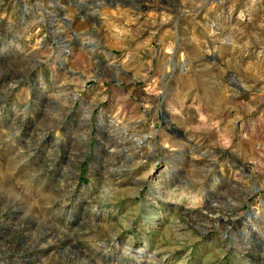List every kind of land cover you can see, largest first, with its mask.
Here are the masks:
<instances>
[{"label": "rangeland", "instance_id": "obj_1", "mask_svg": "<svg viewBox=\"0 0 264 264\" xmlns=\"http://www.w3.org/2000/svg\"><path fill=\"white\" fill-rule=\"evenodd\" d=\"M129 243L264 264V0H0V264Z\"/></svg>", "mask_w": 264, "mask_h": 264}, {"label": "bare ground", "instance_id": "obj_2", "mask_svg": "<svg viewBox=\"0 0 264 264\" xmlns=\"http://www.w3.org/2000/svg\"><path fill=\"white\" fill-rule=\"evenodd\" d=\"M248 9H249V7H248ZM249 11V10H248ZM244 16V14H240V15H238V17L236 18V19H240L241 17H243ZM262 17V16H261ZM242 19V18H241ZM238 21V20H237ZM19 51H20V48H19ZM10 124V123H9ZM111 142V141H110ZM24 147V146H23ZM23 156H25V155H21V157H23ZM18 158V157H17ZM24 158V157H23ZM13 161V160H12ZM14 162H16V160H14ZM11 166L12 167H7V168H5V170L6 171H8L9 172V170H11L12 168H13V165L11 164ZM42 169V168H41ZM45 169V168H44ZM15 176V175H14ZM35 178V177H34ZM24 179V178H23ZM39 181L41 180V178H39L38 179ZM28 181V180H27ZM26 180H25V182H27ZM24 182V183H25ZM29 182V181H28ZM32 184V183H31ZM27 185H28V183H26L25 184V186L27 187ZM60 189V188H59ZM49 192L47 193V195L46 196H49V197H52V200H50V203H47L48 204V206L50 205V208L47 206V207H45V208H47V210H53V208L55 209V207H56V205H57V203L55 202L58 198L57 197H60V195L59 194H54L55 196H53L52 194H51V189H47ZM68 190V189H67ZM62 195V194H61ZM92 198V197H91ZM24 200V199H23ZM28 200V199H27ZM26 200V201H27ZM89 200V199H88ZM88 200H87V203H86V205H88ZM46 203V202H45ZM46 206V205H45ZM41 210V209H40ZM95 210V214H97L98 213V211H97V209H94ZM10 211V214L12 215V216H18V212H17V207H15V208H12V209H10L9 210ZM48 212V211H47ZM254 218H259V214L257 213V212H255V213H253V215H252ZM250 218V217H249ZM106 226V225H105ZM179 228H181L180 226H178ZM178 228V229H179ZM254 229H255V227H253ZM109 230V232H110V229H108ZM113 230V229H112ZM256 230V229H255ZM117 231H118V229H116L115 231H113L110 235H106V236H108L109 238H112V241L116 238V234H117ZM178 231V230H177ZM46 233V232H45ZM180 233V232H179ZM50 235V234H49ZM47 237H48V235H46ZM40 239V238H39ZM46 239V238H45ZM102 240H104V239H102ZM110 241V240H109ZM41 242V241H40ZM42 243V242H41ZM101 243V242H100ZM37 249H39V257H41V256H43L45 253H46V251L47 250H50V243L48 242V241H46V243L45 244H41V245H39V246H37L36 247ZM104 248V243L102 242L101 243V245L99 246V247H96V249L95 250H97V249H103ZM121 249H122V253L123 254H125V255H127V254H132L134 257H135V259H136V262H137V264H141V263H145V264H163L164 262H161L160 260H158L157 258V256L156 255H154V254H156L155 252H152V254H150V252L147 250V248L146 247H143V248H141V247H137V248H135V247H133V246H131V244L129 243V244H127V245H121ZM104 251V250H103ZM134 253H133V252ZM30 252V251H29ZM138 253V255H136ZM122 255V254H121ZM121 257V256H120ZM44 259V258H43ZM116 260H119V258H116ZM121 260H123V259H121ZM120 262V261H119ZM118 264V263H117Z\"/></svg>", "mask_w": 264, "mask_h": 264}]
</instances>
